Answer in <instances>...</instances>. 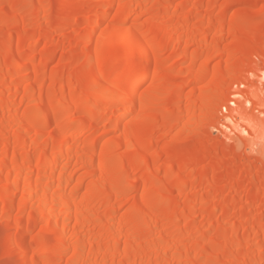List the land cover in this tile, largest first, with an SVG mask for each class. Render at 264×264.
Masks as SVG:
<instances>
[{"label":"rangeland","instance_id":"1","mask_svg":"<svg viewBox=\"0 0 264 264\" xmlns=\"http://www.w3.org/2000/svg\"><path fill=\"white\" fill-rule=\"evenodd\" d=\"M13 1L17 0H0V82L4 79L1 83L5 84L2 86L5 91L0 94V166L3 152L10 158L15 150L21 148L22 140L27 141L30 158L25 171L29 174L31 170L33 180L36 178L41 185L50 188V193H62L65 183H60L63 185L60 186L59 174L69 170L74 206L81 205L89 216L81 223L72 218L67 231L71 244L80 236L86 238L87 245L79 261L72 258L75 253L73 245L61 248L55 227L48 226L43 220L37 224L26 222L25 226L33 229L31 234L23 237L30 248L29 254L46 252L47 255L43 258L35 255L37 264H71L74 261L76 264H264V126L261 124L264 123V41L255 40L256 32L264 34V0H187L188 3L172 7L169 12L160 9L157 16L156 9L165 6V2L181 0H157L155 3L152 0H115L114 7L103 19L99 17L109 0H82L86 7L80 23L76 22L74 9L68 14H61L67 7L73 6V0H18V4L12 5ZM225 8L227 10L221 16L220 11ZM185 12L205 17V20L197 24L194 17L189 27L185 30L183 27L178 34L183 31L193 33L201 26L212 24L205 31L209 41L217 33V25L212 21L221 18L224 32L230 33L231 28L228 27L232 19L244 18L243 14L248 17L237 25V30L233 29L234 37L229 36L223 41V44H231L240 37L237 40L242 43V48L234 53L238 58L232 59L241 67L233 69L231 74H223L225 80L222 78L223 83L221 80L218 82V90L223 84L229 87L228 90L223 86L218 91L219 95L215 90L213 97L204 105H198L196 109L187 108L190 102L201 101L208 82L207 78L201 82H190L192 71L199 67L205 55L199 57L194 67H187L189 61H184L178 51L168 48L162 52L167 64L151 69V72L162 76L159 83L164 90L156 92L154 106L143 109L139 125L134 131L124 133L115 127L123 110L118 107L109 110L104 99L97 102L96 107L106 111L108 117L86 113V104L79 110L71 108V92L74 96L89 97L96 92L95 88L83 89L85 81L98 73V66L89 63V53L86 52L88 44L84 33L89 27L97 23V38L107 30L129 31L135 28L147 31L154 28L157 39L168 44L167 22L174 15H183ZM67 22L74 23L66 26ZM63 25L66 27L62 28ZM48 30L54 31L47 33ZM10 39L14 42L5 47ZM196 39H188L190 52L196 51ZM26 50L30 52L25 54ZM227 60L229 57L226 53L213 58L209 65L210 71L224 65ZM21 61L29 62L24 81L18 76L17 70ZM79 71L83 75L76 78ZM234 82L236 85L232 89ZM17 84L21 86L19 90L14 89ZM70 84L75 86L71 92ZM102 84V90L108 92L110 85ZM151 85L150 77L139 91L145 92ZM24 87H29L31 91ZM178 87L182 90L178 91ZM175 90L178 92L175 93ZM167 97L170 99L166 102L164 99ZM181 101L184 103L182 109L179 107ZM54 104L63 108V112H55L65 114L62 120L49 117L55 111L52 108ZM27 108L32 113L43 114L44 119H37L36 123L33 121L35 124L31 127L26 126L25 139L21 137L19 141L16 140V131L24 124H29L26 123L29 118L24 116L29 112ZM191 113L194 114L190 117ZM136 115L131 113L129 120ZM190 119L193 123L189 125L187 122ZM230 134L233 139L228 140ZM129 135L136 143L133 147L123 144ZM51 137L61 141L63 150L72 148L73 151L68 159L65 155L58 160L54 178L39 174L37 167H40V163L36 158V154L42 151L52 152L51 145L47 149L43 146ZM105 150H111L117 158L115 171L118 180L113 185H108L111 173L100 163ZM134 153H138L145 164L159 167L160 171L153 175L151 183L144 178V169L134 166ZM85 155L91 156V162L85 164L83 158L80 160V157H87ZM13 163L6 168L10 172L4 170L9 175H3L4 178L0 180V264H20L22 261L18 251L22 243L20 230L15 225L9 228L4 226L7 214L13 219L20 216L18 206L26 196L23 182L18 190L11 188L16 168V163ZM43 163L41 167L46 168L45 163L48 162L45 160ZM180 166L191 168L166 175L169 167L175 170ZM26 172L24 174L27 176ZM133 179L137 182L129 184ZM147 183L158 185L150 197L161 198L169 203L170 213L164 214L165 210H157L156 215L151 216L153 227L146 224L129 236L131 225L124 219H129L132 213H138L140 221L151 222V218L145 219L144 216L151 198L139 199ZM97 184L106 186L91 195ZM181 184H186V188ZM42 187L41 191L39 188L38 192L34 191L38 196L34 195L33 201L42 197ZM64 196L68 197L64 193L59 198L64 201ZM196 197H201V201H196ZM12 198L16 204L14 207L10 203ZM60 199L57 204L59 207ZM47 203L45 207L50 208L51 201L47 200ZM188 205L193 206V211L190 209L192 212L188 211ZM59 207L56 206L58 209L55 211H59ZM136 207H139L137 213L133 211ZM31 212L28 207L26 218H30ZM189 214H192L193 222L186 225L185 217ZM112 219L116 223H106ZM101 237L104 244L99 246ZM114 241L118 244V252L113 255L105 252ZM228 242H233V249L225 246ZM126 244L132 249L140 247L141 253L125 255ZM161 247L164 249L161 250ZM193 252L197 255L194 256Z\"/></svg>","mask_w":264,"mask_h":264},{"label":"bare ground","instance_id":"2","mask_svg":"<svg viewBox=\"0 0 264 264\" xmlns=\"http://www.w3.org/2000/svg\"><path fill=\"white\" fill-rule=\"evenodd\" d=\"M73 1H74L73 6L67 7L61 14H68V13H70L71 10L74 9L76 11L75 17H77L76 22L80 23V21L82 22V19H83L82 14H83V12L85 13V10H84L85 4H84V2H83L84 5L82 4V0H73ZM93 1L97 2V1H101V0H93ZM113 1L115 2V0L107 1V2H109V4H106L108 6L104 7V12L100 15L99 18L103 19L104 17H106L109 10L112 7H114V5H115V3H113ZM156 1L157 0H152L153 3H155ZM214 1L215 0H213L212 2H214ZM239 1L245 2V0H239ZM186 2H187V0H181L179 2H172L171 1L168 3L165 2L166 3V4H164L165 6H162L158 9H156L155 16H157L156 14L158 13V11L160 9L161 10L163 9L164 11L169 12L170 8L176 7V6L182 5V4L185 5ZM16 4H18V0L12 2V5H16ZM90 9H91V6H90ZM226 10L227 9L225 8V9L220 11L221 16L223 13H225ZM243 15H244V18L246 19L247 16L245 17V14H243ZM248 15H249V13H248ZM250 15H252V14L250 13ZM193 18L195 19V22L197 24H200V23H202V21L205 20V17L199 16V15L193 16V14H190L189 12H185L183 15H174L173 18L167 22L168 25L166 27V30H167V37L169 38L168 44L167 43L164 44L165 42L161 43L157 39V37L154 35V33H155L153 30L154 28H151L147 31L146 30L141 31L140 29H135V28H132L129 31L107 30L99 38H97L96 37L97 23L93 24L94 26H91V28L89 27L88 28L89 30L85 31L87 33H84L85 34L84 39L88 44L86 52L89 53L88 54L89 55V63L92 66H98V68H97L98 73L94 77H90L89 79H87L85 81V85H84L83 89L95 88L96 92L91 97L83 96V95H78V96L75 95L74 96V94H72L71 90L72 91H73V89L75 90V86L70 84L69 89H70L71 93L69 92L70 93L69 97L70 96L73 97V100L71 99L72 100L71 101L72 102L71 108L74 110L75 109L79 110V109H81V107L84 104H86L87 105L86 113L97 114L100 116H107L106 111H100L96 107V105H97L96 103L101 101V99L102 100L104 99V100H106L107 106L110 108L109 110H111V108H114V107H118V108H121L123 110L120 114V117L115 122V127L123 130L124 133H128V131H132V130L134 131L135 128H137L139 125L143 109L154 106L155 100H157V97H156L157 93L156 92L160 91V90H164L163 86L159 83L162 76L159 75L157 72H151V69L153 67H159L160 68V67H163L167 64V62L164 59V56H162V52L168 48L172 49L173 51H178L179 56H181V58L184 61H186V60L189 61L187 67H191V66L194 67L195 64L198 62V60L200 59L199 57L202 55H205V59L202 61V63L199 65V67L192 71V76H191L190 82H193V83L201 82L202 80H204L206 78L208 79V82L206 83V85L204 87V90H203V93L201 96V101H198V100L192 101L189 103V105H186L187 108L196 109L198 107V105H201V106L204 105L205 103H207L209 101V98L212 96V93H214L215 90H216V94L219 95L220 90L224 87H227L226 85L224 86V84H223L224 87L221 86V87H219L221 89L218 90V84H219L218 82H220V80L222 78H223V81L225 80V78H224L225 75H223V74H227V75L231 74L233 69L238 70L241 67V65L239 63H235L234 61H232V59L234 60V58H236V59L238 58L237 56L234 55V53L236 51L240 50V48H242L240 46L242 43L240 44V41L237 40L240 37H238V35H237L238 38L237 39L235 38L236 41L231 42V44H223V41H225V39H227L229 36L234 37L235 33L233 34L232 31L233 32H235V31L233 29L236 28L235 30H237V28L239 27V26L237 27V25H239L244 20V18H243V16H241V17L234 18L231 20V24L228 27V28H231V32H230L231 34L224 32V25L221 22V18H218V20L216 22L213 19L214 21H212V22H214V24L217 25L216 26L217 33L215 36H213V38H211V41L208 40V37H207L205 31H207V29L212 24L199 27V30H198L199 32L195 31L193 33H186L185 31H183L180 34H178V31H182L183 27H184V30H185V28L189 27L190 21H192ZM208 22L210 23L211 20H208ZM73 23L74 22H67L65 25L69 26ZM66 26L63 25L62 28L63 27L65 28ZM59 29H60V27H59ZM53 31L54 30H48L47 33H51ZM196 37H197V39L194 40V42H196L198 46H196L197 47L196 51L190 52L189 46H188V45H190V42L188 43V39H190V38L193 39ZM241 40H242V37H241ZM255 40L257 42L258 41L259 42L264 41V34L260 33V32H256L255 33ZM13 42H14V40L10 39L8 42L5 43L4 46L9 47ZM29 52H30L29 50H26L24 53L27 54ZM223 53L227 54V57H229V60H227V62L224 63V65L218 67L217 69L210 71V68H209L210 67L209 66L210 61L213 58L222 55ZM28 65H29V62H24V61H21L17 65L18 66L17 70L19 73L18 76H20V78L23 81L26 77V72L28 71L27 70ZM174 67H175V65L173 66V70H174ZM170 69H172V68H170ZM210 73H212V74H210ZM82 75H83L82 71H79L76 74V78L81 77ZM150 77L152 78L151 87L149 89H147L145 92H140L139 91L140 87L146 81H148V79ZM37 78H38V76H37ZM18 79H19V77H18ZM3 80L4 79L1 80L2 83L4 82ZM7 80H9V79H7ZM6 81H5V83H6ZM223 81H222V83H223ZM19 82H22V81H19ZM2 83L0 84V94L2 91L3 92L5 91V90H2V86L4 87V85H5V84L2 85ZM102 83L110 85V88H109L110 90L108 92L102 90V88H101L103 85ZM18 84L20 85V83H18ZM18 84H17L16 88H14V89L19 90V88L21 86H19ZM235 85L236 84L234 82V84L232 85L231 88L233 89L235 87ZM228 88L229 87H227V90H228ZM24 89L30 90L29 87H27V88L24 87ZM20 90H22V89H20ZM177 90L181 91L182 89H181V87H178ZM177 90H175V93L178 92ZM227 90L225 89V91H227ZM258 90H259V88H258ZM30 91H28V93H31ZM79 94H81V93H79ZM169 99H170V97L169 98L167 97L164 100L167 102ZM211 100H212V98L210 99V101ZM215 101H217V100H215ZM217 102H219V101H217ZM7 106L8 105L6 104V107ZM241 106L242 105H240V107ZM0 107H1V105H0ZM179 107L181 109L184 107L183 101L180 102ZM52 108L55 111H52L53 110ZM52 108H51L52 109L51 111L54 114L52 113V115L51 116L49 115V117L53 118L54 120H62L64 118L65 114L64 113L55 114V112L56 111L63 112L64 111L63 108L59 105L56 106L55 104H54V106H52ZM28 111L29 112H27V113L25 112L26 114L24 116L27 119L29 118V120H27V122H26L29 124H26V125L24 124L25 127L22 124L23 127L22 126L21 127L24 129L19 128V130L16 131L17 138H18L17 139L15 136L16 140H19V139L22 140V138H24L23 135L25 136L26 126L31 127L36 123L35 120L42 119V118L44 119L43 114L37 113V112L32 113L31 112L32 110L30 111L29 109H28ZM231 111H233V110H230V112ZM131 113H134V114L136 113L137 117L129 120L128 116ZM193 114L194 113H191L190 117L193 116ZM10 118H8V119H10ZM6 121H8V120H6ZM30 121L33 124H31ZM148 121H150V120H148ZM187 123L190 125L191 123H193V120L190 119ZM188 124L185 126H188ZM261 124L264 126V123H261ZM227 139L228 140L233 139L231 137V134L227 137ZM123 144L126 145L127 147H133L134 145H136L134 139L130 135L125 138V140L123 141ZM50 145L53 148L51 153H46L45 151H42L38 155L36 154L37 162L40 163L38 165L40 167H37V168L39 170L40 175H44L46 177L49 176L50 178H54V176H55L54 174H55V170H56L55 167H57L56 165L58 163V160L62 157L64 158L65 155H67V159H68V157H69L68 155L71 154V152L73 153V151H72V148L67 149V151H65L66 149L63 150L61 147V141L57 138L51 137V139L48 140V142H46V143L44 142V144H43L45 149H47ZM20 147L21 148L18 151L15 150L16 152L12 153L13 156L10 158L7 156L8 154L6 152H3V154H1L2 164L0 166V180L2 181V178H4V176L6 177L7 175H9V174L6 175L4 173V170L9 166V164L11 162L12 163L15 162L16 163V165H15L16 168L14 167L15 168V171H14L15 177L13 179V182L10 181V182H12V183H10L11 188L14 191L18 190L20 188L22 182L24 184L23 186L25 187L26 196H25L24 200L21 203H19V206H18L20 208V216L17 219H13V218H11L10 214H7L6 222L4 224V226L6 228H9V227L15 225L14 227H16L17 229L20 230L19 236L22 239V243L20 244V246L18 248V251H20L21 259H22L20 264H37V261H38L37 260L38 258H36L37 256L40 258L47 257L46 252L38 253L37 255L33 254V253H32L33 254L32 255L30 253L31 254L30 255L29 254L30 250H28L30 248L28 247L26 241L23 240L24 239L23 237L31 234L32 230H33L32 227L25 226V223L26 222L28 223L31 221L33 224H37L40 220L41 221L43 220L48 226L55 227L56 238H57L58 242L61 244V248H64L66 246L68 247V245L74 246L75 253L72 256V258L75 259V261L76 260L79 261L81 259V254H82L84 248H86L85 246L87 245V243H86L87 241L85 240L86 238H83L82 236H80L77 238V240H75V241L73 240V244H71L68 241L69 238L67 236V231H68L70 221L72 218L78 219L79 221L76 220L77 222H80L83 219H84L83 221H85V219H87L86 216H88V214L85 212V209L82 208L81 205H75L74 206L73 201L75 199H73L74 196H73V198L71 197V195H72L71 190H70L71 182L68 178V177H71V175L68 176L69 170L67 171V169L65 168L66 170H64V172L62 174L58 173L59 177H60V179L58 178L60 180V182L58 181L59 184L65 183L64 192L62 191V193H60V192H58V193L51 192L50 193L49 192L50 188L47 189V187H45V185H43V184L41 185V182L39 183L38 182L39 180L37 181L36 178H35V180H33V172H31V170H29L30 171L29 174H28V171L27 172L25 171L26 165L28 164V161H29L28 159L30 158L29 157L30 155L28 156L29 145H28L27 141L22 140V142L20 143ZM17 149H18V147H17ZM104 152L101 155L102 159H101L100 163L105 169L108 170V172L111 173V180L109 181L108 185H113L118 180V177H117L118 175H117V172L115 171V162H116L117 158H116L115 154L111 152V150H107V152L105 150ZM203 155L207 156L206 154H203ZM85 156H87V157H85V158H84V156L80 157V160L83 158L82 162H84L85 164L88 162H91V156H88V155H85ZM45 160L48 162V164L45 163L46 168L44 166L41 167V163H43ZM70 162H71V160L69 158V163ZM15 163H13V164H15ZM133 164H134V166H136L139 169L140 168L144 169V178L149 180V183H151L154 180L153 175L159 173V171H160L159 167L156 165L145 164L144 159L138 153H134ZM43 165H44V163H43ZM68 166H70V165H68ZM190 168H191V166H180L174 170V169H172V167L171 168L169 167L166 170V175L170 176L174 172L181 173L185 169H190ZM100 169H98V170H100ZM26 170H28V169H26ZM6 171H9V169L8 170L6 169ZM12 171L13 170H11V173H12ZM25 172H26V174H28L27 176L24 174ZM23 174L25 175L24 181L22 179V178H24ZM70 174H72V173H70ZM135 182H137V181L133 179L128 183L133 185V183H135ZM149 183L145 184V186L143 187L144 188L143 192H141L140 197H139L140 200L145 198V197H150L153 190L158 187V185L156 183H155V185L149 184ZM6 184L7 183H5V186H7ZM181 185H183V184H181ZM8 186H10L9 183H8ZM40 186H44V187H42V190H44V192H41V193H43V195L41 194L42 197L39 195L41 198L40 199L35 198L36 201H33V198L36 196L34 194V191H36L38 188L41 191ZM60 186L62 187L63 185L60 184ZM105 186H106L105 184H99V185L97 184L96 187L95 186L93 187V190H92L93 194H91V195H95L94 192L104 188ZM183 186H184V188H186V184H184ZM37 192H38V190H37ZM64 193L68 197L64 196L65 200L63 201V199H60V198L63 196ZM39 194H40V192H39ZM60 195H62V196L60 197ZM73 195H74V193H73ZM37 196H38V194H37ZM150 198H151V203H149L147 205L148 208H146L144 210L145 211L144 216L146 215L145 219L147 217L149 219L151 218V222L146 223V221H144L142 219H141L142 221H140V218L138 217L139 215L137 213V210H139V207H136L135 208L136 210H133L137 214L132 213V215L129 219L128 218L124 219V221L128 225H131V228L129 231V236L133 235V233H135L136 229L144 227L146 224L148 225V227H153L154 223H152V217L151 216H155L156 215L155 213H157V210L163 209V210H165L164 214H165V212H166V214L170 213L169 212V210H170L169 209V207H170L169 203L162 200L161 198H155V197L154 198L150 197ZM196 198H197L196 201H201V197H196ZM58 199H60V201H61V206H60L61 209H59V211H55V209H58V208H56V206L59 207L57 205L58 201H59ZM37 200H38V202H37ZM47 200L51 201V205H49L50 208L45 207V205H47L49 203V202L47 203ZM10 201H11L10 203L13 207H14V205L16 206V204H14L15 202H14L13 198ZM191 206L192 205H188V211L189 212L193 211V206L192 207ZM28 207H30V209L32 210L29 219L26 218V216H25V211L27 210ZM46 208H49V209H46ZM109 208H111V207H109ZM191 208H192V211L190 210ZM88 213L90 214V212H88ZM142 218H143V216H142ZM192 218H193L192 214H189V216L185 217L186 225H189V224H191V222H193ZM149 219H147V220H149ZM112 222L116 223L115 219L106 221V223H112ZM76 224H78V223H76ZM164 236L165 235H163V237ZM165 237H167V236H165ZM103 240L104 239H102V237L99 239V241H98L99 246H102L104 244ZM116 241H118V240H116ZM231 243H233V242H228V243H226L225 246L229 247V248L231 246H234V244L231 245ZM110 244L111 243H109V245ZM210 244L206 243V245H210ZM166 245L163 244V246H166ZM110 247L111 248L109 250H106L105 252L110 253L112 255L116 254L118 252V244L116 242L114 244H111ZM144 247L145 246H143V248ZM134 248L135 249H132L130 245L126 244L127 250H126L125 255L126 254H129V255H132V254L135 255L136 254L137 255V253L140 252V249H139L140 247L139 248L134 247ZM97 249H99V248H97ZM162 249H164V248L161 247V250ZM165 251H167V250H165ZM162 252H164V251H162ZM196 252L195 253L193 252L194 256L197 255ZM35 255H36V257H35ZM163 255H165V252L163 253ZM156 256L158 257L159 254ZM160 256H161V254H160ZM194 256H193V258H194ZM134 258H136V257H134ZM163 259H165L164 256H163ZM75 261L71 262V264H76ZM164 261H166V259ZM160 262H161V260H160ZM105 264H107V263H105Z\"/></svg>","mask_w":264,"mask_h":264}]
</instances>
